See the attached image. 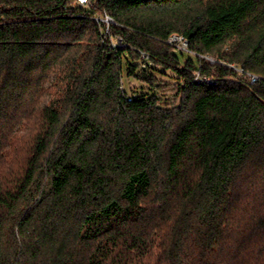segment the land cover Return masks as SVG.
Returning <instances> with one entry per match:
<instances>
[{"label":"trees","instance_id":"1","mask_svg":"<svg viewBox=\"0 0 264 264\" xmlns=\"http://www.w3.org/2000/svg\"><path fill=\"white\" fill-rule=\"evenodd\" d=\"M0 264H264V0H0Z\"/></svg>","mask_w":264,"mask_h":264},{"label":"rangeland","instance_id":"2","mask_svg":"<svg viewBox=\"0 0 264 264\" xmlns=\"http://www.w3.org/2000/svg\"><path fill=\"white\" fill-rule=\"evenodd\" d=\"M188 54L185 53V56H187ZM159 77V79L161 80V83L168 85L165 86L162 90H159L161 96L163 98H168V96H170V94H172L173 89L175 88V85L177 84L176 82H178L179 76L170 71V70H163V69H159V71H155ZM124 85L126 87V89L128 90V92L131 93V91H139L141 92L142 90H148L150 89L148 84L142 83L139 80L135 79V78H129L126 76V74L124 73ZM173 88V89H172Z\"/></svg>","mask_w":264,"mask_h":264},{"label":"built area","instance_id":"3","mask_svg":"<svg viewBox=\"0 0 264 264\" xmlns=\"http://www.w3.org/2000/svg\"><path fill=\"white\" fill-rule=\"evenodd\" d=\"M81 3L83 2H86L87 0H79ZM103 21H105L106 23H111L113 22V19L110 15H107ZM168 42L172 45H174L175 47L181 49V50H184V51H189V45H188V40L187 38L183 35V34H180V33H172L170 36H169V39H168ZM214 59L212 58H208V62L209 63H214ZM257 79L256 76L254 75H251V80L252 81H255Z\"/></svg>","mask_w":264,"mask_h":264}]
</instances>
